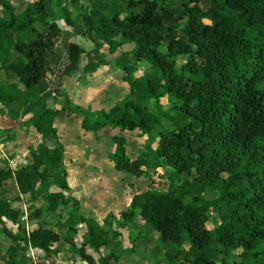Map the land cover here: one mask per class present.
<instances>
[{"label":"trees","instance_id":"obj_1","mask_svg":"<svg viewBox=\"0 0 264 264\" xmlns=\"http://www.w3.org/2000/svg\"><path fill=\"white\" fill-rule=\"evenodd\" d=\"M81 1L35 0V12L18 15L0 0V75H14L11 81L0 77V111L13 122L18 111L40 98L37 86L46 78L63 36L58 22L71 29L77 18L83 22L82 36L93 44L96 58L87 62L85 74L109 65L100 52L104 45L109 55L133 47L123 54L129 68L121 69L129 94L111 112L94 114L66 98L55 101L58 108L36 109L23 123V129L35 130L40 142L29 150L27 165L12 171L3 162L0 168V187L14 180L19 194L10 200L0 192V233L8 241L0 246V257H6L2 264H18L29 248L55 256L53 247L61 238L45 227V219L63 214L72 219L65 243L87 264L118 261L121 255L110 253L96 263L87 250L101 254L109 239H119L118 230L135 220L149 226L159 244L174 250L165 256L167 264H264V0H183L180 16L167 9L170 0H124L125 11L115 9L97 20L87 11L79 13ZM202 3L209 5L206 11ZM95 34L105 36L104 42L95 40ZM110 34L115 38H108ZM84 54L80 45L67 44L49 87L53 96L66 77L79 71ZM183 56L187 61L178 67ZM142 65L145 71L136 77ZM135 97L167 99L187 122L168 134L162 126L173 125L176 117L168 111L154 113ZM61 114L81 116V129L93 135L105 128L138 132L144 144L135 159L126 155V139L115 136L108 160L116 172L137 179L161 169L168 175L167 190L134 195L118 218L108 214L98 223L81 216L79 203L65 197L64 148L54 127ZM46 184L59 192H48ZM207 193L216 198L207 200ZM15 202L25 211L15 208ZM210 213L219 220L211 228ZM6 222L16 227L15 233ZM78 224L86 229L79 247L74 240ZM129 239L133 244L132 235ZM232 252L238 256L230 263Z\"/></svg>","mask_w":264,"mask_h":264},{"label":"rangeland","instance_id":"obj_2","mask_svg":"<svg viewBox=\"0 0 264 264\" xmlns=\"http://www.w3.org/2000/svg\"><path fill=\"white\" fill-rule=\"evenodd\" d=\"M182 3L183 0H170L167 3V9L170 10L175 16H180L182 13ZM116 5V4H115ZM120 7L121 2H120ZM207 4L202 3L200 5L203 11L208 9ZM114 7V6H111ZM138 10V8H137ZM60 27L63 28V35L61 40L57 44V49L54 54L51 66L49 68V72L46 75L43 83L39 85V92L40 94H44L42 96V107L43 108H56L54 99L47 93L49 90L48 81L53 77L52 75L55 74L57 67L61 60L63 59V54L65 51L66 39H70L71 41H75L80 45L88 54V52L93 50V45L83 36H74V38H67L69 37L65 33V24L63 21L60 23ZM78 25L82 27V23L79 22ZM167 26V23L164 25V28ZM67 32H70L67 29ZM78 32V30H77ZM108 38H113L114 36L110 34L107 36ZM105 36L99 37L101 42H104ZM132 46H128L124 48L125 52H130L132 50ZM106 49V47H105ZM162 52L165 51V47H161ZM123 53V52H122ZM187 61V57L183 56L177 60V66L181 67ZM126 62V61H125ZM142 65V69H139L136 77L141 76L144 73V67ZM82 72V71H81ZM77 74V73H76ZM76 74H72V80L75 78ZM82 74V73H81ZM105 75L110 76L113 80L109 85L105 86L103 89H99L97 86L96 90L105 93V96L112 97L114 94H119L120 90L115 82V74L114 73H106ZM1 78L4 81H7L6 78ZM96 81H100L102 79L101 76L94 77ZM114 78V79H113ZM77 79H86V75L84 76H77ZM68 81L67 84V92L73 95V81ZM65 82V79L64 81ZM48 89V90H47ZM83 90L86 87L82 88ZM75 95V94H74ZM76 97V96H75ZM87 101L92 108L99 109L101 108L104 103L99 102L98 100L91 99L89 96L86 95ZM91 99V100H90ZM79 101V100H78ZM85 100H80V103L87 104L88 102ZM140 104L147 107L150 111L154 113H162L168 111L170 114L176 117V122L173 125L165 124L162 126L164 130L167 131L168 134H171L174 130H179L184 123H186L187 119L182 114H177L176 110L172 109V105L170 101L167 99H163L159 102H148L146 100H140ZM37 109V106L32 104L29 105L28 108H25L23 111L19 112V117L22 121L20 122H13L11 121L7 115L0 111V168L4 166L3 162L8 164L10 170L15 171L20 167H23L28 162V152L30 149H34L36 145L39 143L40 139L32 129H23L22 125L25 116L32 114ZM63 123H57V128L60 134V140L62 141L63 146L65 147V166L68 172V177L70 180L73 181V196L76 198L80 197H90L96 198L92 199L95 202H99L101 197L104 198V203L98 206L97 211L100 213L104 210H111L113 213L121 210L120 203L117 199L113 197L116 196L118 185L121 182H124L126 179L124 177L119 179V176H125V178H135L131 175H124L122 173L115 172V176L113 175L112 165L106 159V154L111 152L114 148V145L111 141L112 136L118 135V133L123 134L122 131L118 129H104L100 133V137L96 139V137L91 133L83 132L79 126V117H74L69 119L66 116H63L61 120ZM159 129L155 131L158 133ZM13 133L14 141H8L7 135ZM62 136V137H61ZM111 136V137H110ZM126 141L128 143V153L130 155H137L143 149V140L138 137V132L133 133H126ZM127 152V150H126ZM127 153V156H129ZM133 157V156H129ZM111 167V168H110ZM86 179V181H82V179ZM186 177L184 176L182 180H185ZM137 186L138 191H147V190H167L168 188V175H166L161 169L157 171H150L148 172L147 176L144 178L139 179L138 181H134L131 186ZM115 191H112L115 189ZM52 189V188H51ZM56 190V188H53ZM0 192L6 196L8 199H16L18 198V191L14 184L13 180L8 181L6 184H3L0 187ZM207 200H213L216 198L214 194L207 193L206 194ZM14 207L17 209H21L24 211L25 207L22 203L15 202ZM104 209V210H103ZM85 215V214H84ZM86 216V215H85ZM88 217V216H87ZM211 222L208 224V227L211 228L213 225L219 223L217 216L213 213L209 214ZM62 215H50L47 217V221L45 227L52 229L54 232L58 233L63 237L65 229L62 225ZM6 224V223H5ZM9 230H13L9 224L5 225ZM11 228V229H10ZM152 230V229H151ZM153 232V230H152ZM154 233V232H153ZM156 234V233H155ZM157 235V234H156ZM158 239V238H157ZM6 238L0 233V246L1 244L6 243ZM219 246H217V249ZM101 256V254H99ZM219 254L216 252L215 256ZM238 256V253L232 252L229 256V262L232 263ZM2 263V260L0 261Z\"/></svg>","mask_w":264,"mask_h":264},{"label":"crops","instance_id":"obj_3","mask_svg":"<svg viewBox=\"0 0 264 264\" xmlns=\"http://www.w3.org/2000/svg\"><path fill=\"white\" fill-rule=\"evenodd\" d=\"M5 1L9 2L13 6V8L15 9V13L18 14V15L25 14L27 10H29L30 12H35V8H34V5H33L35 0H5ZM120 2H121V5H122L121 7L119 6ZM65 6L68 8V10L70 12L72 11L71 2H69V1L65 2ZM111 6H114V7H111ZM78 8H79L78 9L79 13H81L80 11H82V12L87 11L88 15L92 19L97 20L100 14H105L107 16L112 15V12L115 9H118L120 11H125V3H124V0H93L92 3H88V2L82 0L79 3V7ZM1 9L2 8L0 6V11H1ZM40 20H44V17H41L39 19V22H40ZM60 22H58V25H60L59 24ZM79 22L82 23V27H80V25H78ZM61 29L64 30L63 28H61ZM67 29H69V31L70 30L71 31L67 32L68 31ZM84 29H85L84 24H83V22L81 21L80 18L76 19L75 28L74 29H71V28H69V27H67L65 25V31H66L65 33H67L66 35L69 36L67 38H71V39L74 38V36H76V35L82 36V32L84 31ZM77 30H78V32H77ZM101 36H103V35L95 34L94 35V39L101 42V40L99 39V37H101ZM114 38H115V35H114ZM104 40H105V38H104ZM73 42H75V41H71L70 39H66L65 47L67 46L68 43H73ZM128 46H131V45L124 46L121 49H119L115 54L109 55L108 52H107V46L104 45L102 47V49L100 50V52H101L102 55H104L105 61L109 65H100L96 69V71L94 73L85 74V73H83V68L86 66L87 62H89V61L93 62V63L96 62V58H95V55H94V46H93V50L92 51L88 52V54H86V52H85V54L81 56V59L79 61V71L76 72L77 74L73 73V74H76L75 78L72 80V77H73L72 74L70 76L66 77L65 78V82H63L62 87H61L59 93L56 96H53L50 93V91H48L47 93H49V95H51V97L54 99V102L56 100H60L61 101V100H64V99L67 98L74 105L80 106L83 109H89L94 114L99 112V111H101V110L105 111V112H108V113L111 112V110L113 109L115 104L121 102L124 99V97L129 94V88H128L127 84L124 83V81H123V71L121 70L124 67L126 69L129 68L128 60L125 57H123L124 53H128V52L124 51V48L128 47ZM105 47H106V49H105ZM56 49H57V45H56V48H55V52H56ZM53 57H54V55H53ZM52 60H53V58H52ZM51 63H52V61H51ZM140 69H142V68H140ZM137 72H136V74H137ZM106 73H114L115 74V77H114L115 78V82L117 83V86H118V88L120 90L119 94H114V96H112V97L105 96V93H102L101 91L96 90L97 86L101 90V89H103L105 86L109 85L113 81L110 76L105 75ZM79 75H80V77L86 75V79H82V80L81 79H77V76H79ZM1 76L6 78L7 81L8 80L11 81V80L14 79V75L11 74V73H5V74L3 73V74L0 75V77ZM52 76L54 77V75H52ZM95 76H101L102 79L100 81H96V79L94 78ZM53 77L50 79V82L48 81V87H50V84L52 82ZM70 80L73 81L72 82L73 83V85H72V87H73V91H72L73 93L72 94L73 95H71L69 92H67V84H68V81H70ZM43 81H41L38 84V86H37V91H38V94H39L40 98L34 105L37 106V109H53V108H43L42 107L41 100H42V96L44 94L41 95L39 90H38V88H39V85L41 83H43ZM83 87H86V89L83 90L82 89ZM86 95L89 96L91 99H95V100H98L99 102L104 103V105L101 108H99V109L92 108L89 105V102L87 101V99H85ZM134 99L139 104H140V100H144V99H142L140 97H135ZM78 100L79 101L80 100H85V102L87 101L88 103L87 104H83V103H80ZM55 105H56V103H55ZM140 105H142V104H140ZM56 108H58L57 105H56ZM31 115L32 114H29V115L25 116L24 119L28 120L31 117ZM111 115L113 117H116V118L120 117V114L117 113V112H113ZM63 116H66V115L61 114L59 117H57V119L54 122V127L56 128V130L58 132L59 140H60V134H59L60 132H59V130L57 128V123L58 122L59 123H63L61 121L63 119ZM66 117L68 118V120L72 119L74 117H79V120H80L79 121L80 122L79 126H80L81 120H82L81 116H70V117L66 116ZM20 121H22V120L19 117L18 121H15V122H20ZM29 129L34 130L33 128H29ZM80 129H81V127H80ZM105 129H110V128H105ZM103 130H101L97 135H94L95 137L97 136L96 139H98L100 137V133ZM113 130H115V129H113ZM83 132H86V131H83ZM86 133H91V132H86ZM126 133H130V132H123V134L118 133V135H116V136H123L126 139V136H125ZM91 134H93V133H91ZM11 135H13V133H11ZM37 136L40 139V136L38 134H37ZM113 137H115V136L111 137V141H112ZM12 141H14V139ZM60 142L62 144L61 140H60ZM63 148H64L63 171H65L66 174H67L66 183H67L68 188H69V193L65 194V197L70 198L72 200H76L79 203V205H80L79 214L81 216L86 217V218H93L98 223H101L102 220L108 214H112L116 218H118L119 214L122 211H124L126 208H128V206L130 205L131 199H132V197L134 195H137V194H140L142 192H145V191H138L137 190L138 187L135 186V185L131 186L134 183V181H136V180L138 181L139 179H137V178L133 179V178H130V177L125 178V176L121 175V176H119V179H122L124 177V179H126V180L124 182H121L118 185V188H117V190H118L117 193L118 194H116V196L113 197L114 199H117V201L120 203V207L119 208H121V210L117 211L116 213H113L111 210H107L106 211V210L103 209L104 211L99 213L97 211V208H98V206H100V204L104 203V198L103 197H101L99 199V202H95V200H92V199H96V198H90V197H86V196L85 197L76 198V197L73 196V181L74 180H70L69 177H68V172H67L66 166H65V157H66L65 156V152H67V151H66L64 146H63ZM114 148L111 150V152H108L105 155L107 160H108V155L112 154L114 152ZM125 149L127 150V152H126V155H127V153H128V143H127V141H126ZM140 153L141 152H139L137 155H133V153H132V155H130V153H128L129 156H133V157H129V156H127V157H129L130 159H135ZM28 162H29V159H28ZM28 162L26 163V165L28 164ZM108 162H109V160H108ZM110 164L112 165V163H110ZM112 168H113V165H112ZM113 170H114V168H113ZM115 172H116L115 170L112 171L114 176L116 175ZM124 175H127V174H124ZM57 181L61 182V179L57 177ZM82 181L85 182L86 179L84 178V179H82ZM14 184H15V182H14ZM43 187H42V190L45 189V188L43 189ZM45 187L47 188L48 192H50V193L59 192V189L57 187L48 186V184H46ZM53 188H56L57 191L53 190ZM115 190H116V188L113 189L112 191H115ZM35 206L39 207L40 204L37 203ZM24 211H25V209H24ZM48 217H50V216H48ZM45 221H47V218L45 219ZM62 221H63L62 225H63V227L65 229V232H64L63 237H61V235H59L60 238H61L60 243L53 247L54 252L56 253V255L53 256V258H55V260H57L60 264H86L85 262L81 261L77 256H75L71 252L69 246H67V244L65 243V239H66V236H67V230H68V227L72 225V219L68 218L65 214H63L62 215ZM6 224L10 225V227L13 229L12 230L13 233L16 232L17 229H16L15 226H13L9 222H6ZM75 228H76L77 234H76L74 240H75V244L79 247L82 244V242H83L82 237L85 234L86 229H85L84 225H82V224L76 225ZM118 232L120 234V238L119 239H113V238L109 239L107 247L105 249H102L101 252H100L101 255H108L110 253L120 254L121 255L120 259L118 261H111V264H167V262L165 261V256L166 255L172 256L174 254V250L170 247V245L169 244H164V245L159 244L158 243V239H157V235L152 232V230H151V228L149 226L144 225L141 221H138V220L132 221V223H131V225L129 227L119 229ZM130 235H132V238L134 240L133 244H131V242H130V239H129ZM7 243H8V241H6L5 244H7ZM1 245H3V244H1ZM27 253H28V250H27V252L24 255H22V256H20L18 258V264H29ZM87 253L97 263L98 258L100 257V255L96 254V253H94V252H92L90 250H87ZM181 258L185 259V258H188V256L187 255H181ZM5 259H6V257L1 255L0 261L2 260V263L5 261Z\"/></svg>","mask_w":264,"mask_h":264},{"label":"built area","instance_id":"obj_4","mask_svg":"<svg viewBox=\"0 0 264 264\" xmlns=\"http://www.w3.org/2000/svg\"><path fill=\"white\" fill-rule=\"evenodd\" d=\"M27 257L29 264H60L53 256H45V254L38 249L29 248Z\"/></svg>","mask_w":264,"mask_h":264},{"label":"water","instance_id":"obj_5","mask_svg":"<svg viewBox=\"0 0 264 264\" xmlns=\"http://www.w3.org/2000/svg\"><path fill=\"white\" fill-rule=\"evenodd\" d=\"M60 27V25H58Z\"/></svg>","mask_w":264,"mask_h":264}]
</instances>
